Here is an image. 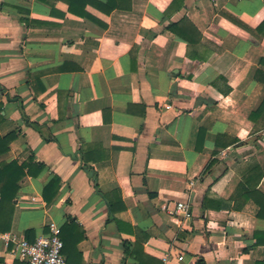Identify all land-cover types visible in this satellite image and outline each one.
Masks as SVG:
<instances>
[{"label":"crops","instance_id":"0c3cea01","mask_svg":"<svg viewBox=\"0 0 264 264\" xmlns=\"http://www.w3.org/2000/svg\"><path fill=\"white\" fill-rule=\"evenodd\" d=\"M86 10L0 0L1 135L18 134L0 164L45 167L19 182L0 264H28L2 235L51 223L67 264H264L244 198L264 194V0Z\"/></svg>","mask_w":264,"mask_h":264},{"label":"trees","instance_id":"16d2710c","mask_svg":"<svg viewBox=\"0 0 264 264\" xmlns=\"http://www.w3.org/2000/svg\"><path fill=\"white\" fill-rule=\"evenodd\" d=\"M64 1L69 5L70 13L83 18H90L91 16L86 10L89 5L105 14H110L115 10H130L132 6V0H106L105 2L100 0ZM175 25L170 27V29L178 35L180 30H178L177 27L179 26L175 27ZM262 109H264V102L257 112L259 113ZM2 112L3 104H0V157L10 151L12 143L18 137V134L15 132L6 136L1 135V127L5 121V117ZM257 112L250 116L251 120L255 119ZM32 161L33 160L29 163H23L22 165L16 161L0 164V232H6L11 228L15 200L20 190L19 182L27 175H31L33 177L38 176L45 169L44 166L33 164ZM53 187H55L56 190H59V179L56 177L48 183L45 188L46 192L50 191ZM46 192L44 194V198L49 201L46 196ZM244 198L246 201L252 200L259 207L258 218L264 220V194L255 188H249ZM4 220L6 221L5 225L3 224ZM256 238L258 244H264V233H257Z\"/></svg>","mask_w":264,"mask_h":264},{"label":"built area","instance_id":"2783aa9c","mask_svg":"<svg viewBox=\"0 0 264 264\" xmlns=\"http://www.w3.org/2000/svg\"><path fill=\"white\" fill-rule=\"evenodd\" d=\"M175 212L191 216V210L185 202H178ZM49 228L50 232L39 236L35 242L15 234H4L1 238L6 247H11L13 255L28 264H67L61 228L56 223H51Z\"/></svg>","mask_w":264,"mask_h":264},{"label":"water","instance_id":"95a60500","mask_svg":"<svg viewBox=\"0 0 264 264\" xmlns=\"http://www.w3.org/2000/svg\"><path fill=\"white\" fill-rule=\"evenodd\" d=\"M86 172H88L92 177H94V171L93 170H89L87 167H85ZM95 179V177H94Z\"/></svg>","mask_w":264,"mask_h":264}]
</instances>
